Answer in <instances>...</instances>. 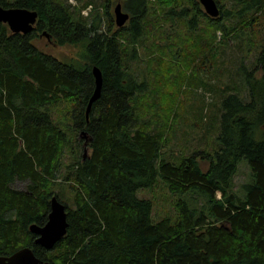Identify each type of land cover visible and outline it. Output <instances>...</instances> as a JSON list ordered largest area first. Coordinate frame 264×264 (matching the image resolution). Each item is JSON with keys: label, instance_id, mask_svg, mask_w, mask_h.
<instances>
[{"label": "trees", "instance_id": "trees-1", "mask_svg": "<svg viewBox=\"0 0 264 264\" xmlns=\"http://www.w3.org/2000/svg\"><path fill=\"white\" fill-rule=\"evenodd\" d=\"M125 1L129 23L103 30L100 15L89 22L65 1L0 0L5 8L38 12L27 34L0 23V256L29 246L51 264H264V37L242 81L221 87L215 146L194 150L179 164L163 153L171 109L151 83L201 54L198 67L218 61L232 35L244 38L264 17V0H233L232 9L216 0L217 18L199 0H155L159 10L150 0ZM153 15L166 17L173 29L186 19L193 34L167 31V46L156 26L151 40ZM202 20L221 31L220 50L211 51L213 39L201 36ZM44 31L54 44L80 51L63 61L41 50L34 40ZM94 66L103 85L87 114ZM170 91L162 98L173 100L177 91ZM243 160L250 179L238 188ZM20 181L25 189L15 187ZM159 182L187 196L176 203L174 220L155 219L153 201L137 196ZM67 189L69 203L62 200ZM53 196L66 205L69 226L46 250L30 226L47 222Z\"/></svg>", "mask_w": 264, "mask_h": 264}, {"label": "rangeland", "instance_id": "rangeland-1", "mask_svg": "<svg viewBox=\"0 0 264 264\" xmlns=\"http://www.w3.org/2000/svg\"><path fill=\"white\" fill-rule=\"evenodd\" d=\"M59 2L65 1V4L73 11L81 10L83 19L92 22L94 15L101 16V27L106 30L112 23L113 28H118L115 19V7L121 2L124 10L125 0H57ZM222 8L232 9L233 0H218ZM151 8L155 6L158 9V5L155 0H150ZM204 10L203 6L201 5ZM220 8V10L222 9ZM159 10V9H158ZM205 11V10H204ZM128 12V11H127ZM161 16V14L158 12ZM156 15L149 17L148 27L150 38L153 40L154 33L153 28L157 26L158 36L160 40L168 46L167 31L175 30L182 32L185 37L192 35L187 29L186 19H180L176 24L174 23L175 29L172 28L170 20L166 17L155 18ZM113 21V22H112ZM129 21L127 22V24ZM231 26V25H230ZM201 36L204 35V39L212 40L214 45L211 51L220 50L221 39L223 37L221 31L215 32L207 23L202 20L199 23ZM242 33L244 38L239 39L238 36H231L233 39L222 45L218 61L214 60L211 65V61L207 64L199 66V63L203 60V54L197 59L191 66L182 65L181 69L174 72L172 76H156L155 80L152 81L153 89L161 90L157 93V100L162 102L164 105H168L167 108L171 109V115L169 120L170 131L167 134L169 143L163 148V153L167 157H174L172 159L177 164L181 163L183 157L190 155L194 150L209 149L213 148L216 143V136L214 135L217 129V118L219 115V108L222 101L221 87L229 84L230 80H236L241 82L242 78L239 75L245 73V70H250L252 65L256 61V55L260 52L259 46L262 38L264 37V17L262 16L258 20L257 25L253 27V31L249 29ZM165 31L164 37H162L161 31ZM197 34V35H200ZM149 35V34H148ZM50 39V38H49ZM167 42V44H166ZM34 43L43 51L61 59L68 61L80 51V46H58L54 45L45 36H40L34 40ZM208 51L206 57H209L212 53ZM140 52L143 57L142 63L138 65L137 72L142 73V69L146 68V57L144 46H140ZM210 52V53H209ZM257 53V54H256ZM145 60V62H144ZM208 60V59H207ZM212 60V58H211ZM170 61V60H169ZM221 63V64H220ZM259 74V72L257 73ZM239 76V77H238ZM164 77L166 78L164 80ZM167 80V81H166ZM163 85V86H162ZM180 85V87H179ZM177 91L173 100H171L166 94L162 93L168 91ZM159 91V90H158ZM171 91L169 93H171ZM161 97V98H160ZM166 108V110H167ZM88 151V149H87ZM243 164V165H242ZM239 172L235 177L236 186L239 188L242 184L246 183L250 179V169L248 163L243 160L240 164ZM161 179V178H159ZM15 187L18 189H25V182H17ZM73 196V192L67 189V195L62 196V200L70 202ZM138 198L151 199L154 204L153 216L155 219H162L169 217L174 220L175 214H177L176 203L179 199H186L187 196L184 194H171L165 187L159 182L156 188H142L137 192Z\"/></svg>", "mask_w": 264, "mask_h": 264}, {"label": "water", "instance_id": "water-1", "mask_svg": "<svg viewBox=\"0 0 264 264\" xmlns=\"http://www.w3.org/2000/svg\"><path fill=\"white\" fill-rule=\"evenodd\" d=\"M205 12L217 18L220 15V6L216 0H199ZM115 19L118 27L126 25L130 19V13L124 11L123 5L119 2L115 7ZM38 20V12L21 7L5 8L0 5V23L8 24L10 30L14 33L27 34L33 31ZM43 35L49 37L47 31ZM93 73L95 76L96 88L92 94L88 107L87 114L90 112L92 104L100 97L103 75L98 66H94ZM66 205L57 197L53 196L50 201V212L48 220L44 225L36 223L30 226L31 232L36 235L35 243L42 246L46 250H52L57 243L62 240L68 230ZM0 264H51L49 261H44L36 256L34 250L29 247H23L12 255H1Z\"/></svg>", "mask_w": 264, "mask_h": 264}, {"label": "flooded vegetation", "instance_id": "flooded-vegetation-1", "mask_svg": "<svg viewBox=\"0 0 264 264\" xmlns=\"http://www.w3.org/2000/svg\"><path fill=\"white\" fill-rule=\"evenodd\" d=\"M123 9H124V7H123ZM126 9V8H125ZM125 11V10H124ZM127 12V11H126ZM130 13V12H129ZM130 20V19H129ZM42 36V35H41ZM43 36H45V35H43ZM49 41H50V39H49V37H47V36H45ZM53 43V42H52ZM54 44V43H53ZM54 45H56V44H54Z\"/></svg>", "mask_w": 264, "mask_h": 264}]
</instances>
